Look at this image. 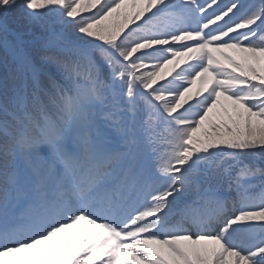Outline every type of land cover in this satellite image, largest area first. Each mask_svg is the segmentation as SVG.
<instances>
[{
  "label": "snow or ice",
  "instance_id": "obj_1",
  "mask_svg": "<svg viewBox=\"0 0 264 264\" xmlns=\"http://www.w3.org/2000/svg\"><path fill=\"white\" fill-rule=\"evenodd\" d=\"M0 264H264V0H0Z\"/></svg>",
  "mask_w": 264,
  "mask_h": 264
},
{
  "label": "trees",
  "instance_id": "obj_2",
  "mask_svg": "<svg viewBox=\"0 0 264 264\" xmlns=\"http://www.w3.org/2000/svg\"><path fill=\"white\" fill-rule=\"evenodd\" d=\"M8 68L5 63V52L2 46H0V78H3Z\"/></svg>",
  "mask_w": 264,
  "mask_h": 264
}]
</instances>
